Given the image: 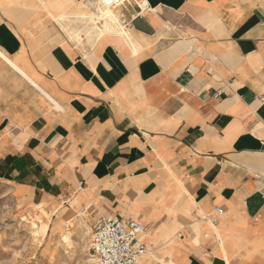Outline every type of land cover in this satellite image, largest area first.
<instances>
[{"label": "crops", "instance_id": "1", "mask_svg": "<svg viewBox=\"0 0 264 264\" xmlns=\"http://www.w3.org/2000/svg\"><path fill=\"white\" fill-rule=\"evenodd\" d=\"M94 1L0 0V189L142 225L138 264H264V0Z\"/></svg>", "mask_w": 264, "mask_h": 264}, {"label": "rangeland", "instance_id": "2", "mask_svg": "<svg viewBox=\"0 0 264 264\" xmlns=\"http://www.w3.org/2000/svg\"><path fill=\"white\" fill-rule=\"evenodd\" d=\"M103 10V1L95 0L87 20L92 29L102 24ZM72 202L35 201L22 208L0 189V264H96L90 250L92 221Z\"/></svg>", "mask_w": 264, "mask_h": 264}, {"label": "built area", "instance_id": "3", "mask_svg": "<svg viewBox=\"0 0 264 264\" xmlns=\"http://www.w3.org/2000/svg\"><path fill=\"white\" fill-rule=\"evenodd\" d=\"M123 0L120 4L127 2ZM135 18L141 17L150 11L149 5L144 1H137ZM132 20L120 19L116 22L117 29L126 33ZM217 91L214 97L222 95ZM91 253L96 264H138L140 258L148 257L153 249L145 242L144 227L136 222L124 223L118 219L102 221L96 225L91 233Z\"/></svg>", "mask_w": 264, "mask_h": 264}, {"label": "bare ground", "instance_id": "4", "mask_svg": "<svg viewBox=\"0 0 264 264\" xmlns=\"http://www.w3.org/2000/svg\"><path fill=\"white\" fill-rule=\"evenodd\" d=\"M104 4V10L102 12V18L103 19H109V20H114L115 22V15L113 10V7H111V3H114L113 6L119 5L123 0H102Z\"/></svg>", "mask_w": 264, "mask_h": 264}]
</instances>
